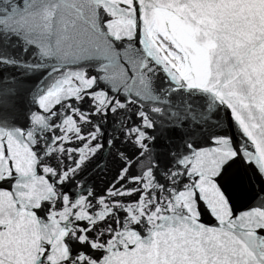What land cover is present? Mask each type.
Returning a JSON list of instances; mask_svg holds the SVG:
<instances>
[{"label":"snow or ice","instance_id":"obj_1","mask_svg":"<svg viewBox=\"0 0 264 264\" xmlns=\"http://www.w3.org/2000/svg\"><path fill=\"white\" fill-rule=\"evenodd\" d=\"M0 264H264V0H0Z\"/></svg>","mask_w":264,"mask_h":264}]
</instances>
